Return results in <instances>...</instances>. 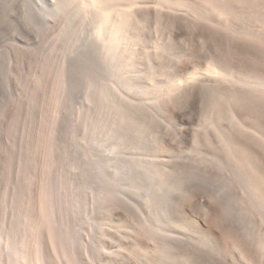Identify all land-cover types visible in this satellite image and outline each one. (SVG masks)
Here are the masks:
<instances>
[{
  "label": "rangeland",
  "instance_id": "rangeland-1",
  "mask_svg": "<svg viewBox=\"0 0 264 264\" xmlns=\"http://www.w3.org/2000/svg\"><path fill=\"white\" fill-rule=\"evenodd\" d=\"M160 1H112L136 29L112 50L93 8L37 23L0 0V264L39 237L52 264H264V205L224 140L264 157V86L191 78L213 47L264 67L263 0L231 20L215 0Z\"/></svg>",
  "mask_w": 264,
  "mask_h": 264
},
{
  "label": "bare ground",
  "instance_id": "bare-ground-1",
  "mask_svg": "<svg viewBox=\"0 0 264 264\" xmlns=\"http://www.w3.org/2000/svg\"><path fill=\"white\" fill-rule=\"evenodd\" d=\"M15 1H17L18 3H22L23 0H15ZM25 1H26V7L31 12V16L33 17L34 21L37 22V23H39V22H47L50 19V16L55 15V14H62V12L64 13L66 11L65 9H67V8L69 9V7H71L69 9V11L70 10H72V12L75 11L77 8L74 9L71 4H74V7L77 5L79 10H80L79 4L82 5L83 8H84V6H85V8H89L88 10H91L90 8H93L92 10H94L96 12L95 13L96 15L94 13L93 14L97 17V20L100 22V26L102 28L101 29L102 33H103L102 37L110 45L112 50H120L121 49V47H120L121 43L125 39L128 40V38H130V37L132 38L133 33L136 31V29L134 31L135 27H133V25L131 24V22H133V24H134V21L132 20L131 14L129 12H127L126 10L122 9V7L118 8L117 5L113 6V2H112L113 0H25ZM77 1H78V4H77ZM177 1H175V5H176ZM202 1H200V2H202ZM210 1L211 0H209V2ZM213 1L214 0H212V2ZM215 1H216L215 2L216 5H218V9H220L221 13L223 12L224 14H226L227 12H229L231 10L232 7H234V1L235 0H215ZM73 2H76V4L73 3ZM159 2H162V1L159 0ZM203 2H204L203 5L206 3V5H205L206 7L205 8H207L208 7L207 4H209V3H207L208 1L205 2V0H204ZM165 3H166V1L163 4H165ZM236 3H237V5L239 4L237 1H236ZM261 3H262V1H261ZM263 3H264V0H263ZM165 5H167V4H165ZM241 5H242V3H241ZM212 6H213V9H214V5L213 4L211 5V7ZM236 8H238V7H236ZM238 9H240V6H239ZM82 10L83 9H81V11ZM263 10H264V8H263ZM77 11H78V9L76 10V12ZM66 12L68 13V11H66ZM213 12L215 13L216 10L213 11ZM218 12H216V13L218 14ZM223 13H222V15H224ZM237 13L238 12L235 13V11L233 12V10H232V12H230L229 14L231 16L233 14H235V16H236ZM227 14H226V16L224 15V17H227L228 20H231L230 19L231 16L229 15V17H228ZM162 15L166 16V14H162ZM222 15L220 16V14H219L216 17L220 16V18H221ZM244 15H246V14H244ZM216 17H214V18H216ZM224 17H222V18H224ZM219 21H220V24L222 25V23H223L222 20H219ZM219 21H218V23H219ZM224 22H225V20H224ZM224 24L225 23H223V25ZM227 24L228 23L226 22V26H227ZM224 26H222V27H224ZM98 27H99V25H98ZM203 27L204 26L201 24V28L202 29H203ZM228 27L230 28L229 25H228ZM98 29H99L98 31H101L100 27ZM98 33H100V32H98ZM127 33L128 34L131 33L130 36L127 35ZM246 34L249 35V32H247ZM195 35H197V34H194V36ZM250 37H251V35H250ZM169 40L173 41V39H169ZM227 41H228L229 44H231L235 48H239V46L242 44V42L240 43L239 41L232 40L230 38H228ZM131 55H132V52H131L130 56ZM201 56L208 60V67L206 65L207 68L206 69L204 68L203 71H197L196 70L195 72L192 73V76H191V78H193V79H198L199 83H205V84L208 83V84L212 85V84H214V82L216 83V82H219L221 80L222 83H225V84L228 82L227 83L228 85L229 84H236V85L239 84V85H245V86L249 85V86H253V88L256 87L257 85L258 86H264V67H261L262 65L259 67V66H257V64L255 65V64H253L251 62L244 61V60H238V59L230 60L229 63H227L228 62L227 59L224 60L225 58H224L223 53H221L220 50L217 47L216 48L215 47L209 48V50L202 52ZM212 76H214L213 77L214 79L212 78ZM225 81H227V82H225ZM229 88L231 89L230 86H229ZM196 89H197V87H196V84H195L193 86V88H192L191 95H195ZM237 89H240V88H237ZM222 90H223V88H222ZM242 97H245V96L243 95ZM238 99H241L243 101V99L241 98V95H239L237 100ZM231 101H234V100H231ZM245 101H246V99H245ZM251 102H250V104L252 105ZM229 104H230V102H229ZM238 104H239V102H238ZM238 104H236V106H238ZM249 105H246V107L247 108L249 107V110H250V106ZM227 106H228V103H227ZM231 106L234 107L233 112H234V115L236 117V119L234 117L231 118V119H235L234 122H236L237 118H238V120L239 119L242 120L243 119L242 116H243L244 113L241 110H239L241 106L239 107V109L236 108L234 105H231ZM228 108H229V106H228ZM230 110H231V107H230ZM262 112L260 111L261 114H262ZM230 115H232V111H231ZM248 115H250V114H248ZM248 115H245V116L247 117ZM253 115H255V114H253ZM253 115L251 113V116H253ZM251 116H250V118H251ZM261 117H262L261 118L262 125L259 124L258 128L257 127L256 128L259 131V133H261L262 137L264 138V116H261ZM248 118L249 117H247V119ZM249 121H251V120H249ZM240 122H242V121H240ZM251 122H253V121H251ZM250 123L248 122V124H250ZM255 123H256V121H255ZM252 126H254V125H252ZM250 128H252V127H250ZM233 129H235V128H233ZM236 130H237V128H236ZM243 131H244V129H243ZM234 132L235 131H233V130H228L227 132L224 133L225 143L231 149L233 154H237V153L239 154L240 153L241 156L242 155H246L247 156V158L244 159L239 166L241 168H243V170H244L243 177H244V180L246 181V183L249 186V188H247V189L251 188L254 191L255 195L259 196L257 198H260V200L263 202V205H264V157H263V155H259V154H261L260 152L258 153L256 151V149L254 148L256 146L255 144L251 145L249 143V140H246L245 138H243V139H245V141H244L243 139H241L242 138L241 136H239L238 134L236 135V133H234ZM237 132H239V131H237ZM245 132H246V130L244 131V133ZM244 137H246V136H244ZM261 142H262L261 144H263V141H261ZM261 147H263V146L261 145ZM263 151H264V149H263ZM237 164H238V162H237ZM246 183L244 182V184H246ZM245 187H247V186H245ZM260 200H259V202H260ZM209 228L207 229V231L211 232V230ZM223 233H225L226 237H229V236L232 237V235H231L232 233L228 232L227 229L223 230ZM223 233H222V235H223ZM50 234L53 235V233H51V232H50ZM49 238H50V236H49ZM40 239H41L40 237H39V240L37 238V240L39 242L35 240L36 243H34V244H37V243L38 244H37V246L36 245L33 246L35 251H36L35 252V251L32 250L33 252H35L34 255H33L34 257L31 255V254H33V252L30 253L28 250L27 251H28V253H30L31 257H33L35 259V261H34L35 264H52L51 259H50L49 255H48V252L46 251V248L44 247L45 244L43 245V242H41L43 240L41 239V241H40ZM53 239L54 238L51 237L50 242H52ZM238 246H239V250H240L242 256L244 255L245 258L250 256L247 247L243 243H239ZM35 247H37V248H35ZM23 251H24V249H23ZM20 253H22V251ZM20 253L18 254L19 256L21 255ZM69 253L70 252H68V255L71 256V254H69ZM22 254L23 255H21V257L22 258L24 257L25 261L28 260L27 261L28 263H26V264H32L33 263V262L29 263L30 262V260H29L30 258H27L29 256V254L27 255L26 251H25V253H22ZM33 258H31V260H33ZM71 258H70V260H71ZM248 259H250V258H248ZM22 260H24V259H22ZM20 263H21V261H20ZM73 263L76 264V261H74Z\"/></svg>",
  "mask_w": 264,
  "mask_h": 264
}]
</instances>
